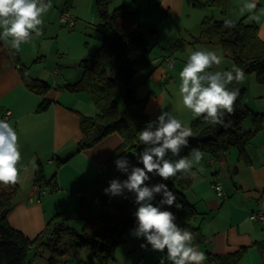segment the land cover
<instances>
[{"label":"crops","instance_id":"1","mask_svg":"<svg viewBox=\"0 0 264 264\" xmlns=\"http://www.w3.org/2000/svg\"><path fill=\"white\" fill-rule=\"evenodd\" d=\"M133 1L135 4L139 1L140 5L137 9H129L137 11L138 22L145 32L150 28H158L160 39L164 37L165 40L162 47L171 51L169 55L172 56L176 49L178 54L180 52L178 49L187 45L186 41L202 44L196 42V38L200 33L202 20L211 13L213 7L210 3L213 0ZM244 2L245 0H229V7H238L240 12ZM61 7L62 10L67 8L65 4ZM230 8L227 9L225 16L219 13V18H225ZM213 9L217 10V13L220 12L218 8ZM257 13H264V0H257ZM245 16L249 18L248 23L257 24L249 14L243 15L241 19ZM43 22L47 26L49 20L46 23L43 17ZM257 25L259 35L264 40V15L261 16V23ZM148 39L150 44L157 43L151 35ZM29 64L30 60L23 56L22 52L15 51L9 44L0 40V120H3L6 111L12 112L8 123L16 130L22 154L18 164L20 172L18 184L22 194L7 218L12 227L34 239L44 230L52 216L63 211L60 204L65 197L76 198L78 207L87 193L93 194L100 168L122 143V137L118 133H113L96 146L77 152L78 143L82 138L81 115L95 114V106L90 96L86 92H71L68 85L79 79L77 76L66 75L64 83L66 81L68 83L58 90H54L50 85L51 89L46 98L51 104L45 111L38 112L37 109L44 98L27 89L19 72L21 66ZM178 64V61H174V67L171 69L175 71L176 79L180 70ZM29 70L34 78L52 81V77L45 70L33 71L31 66ZM166 72L165 66H151L149 70L138 74L139 82L141 81L149 90L146 113L156 119L162 111H170L189 127L194 119L191 111L178 116L176 107L174 105L170 107L167 103V92L173 82L162 87V82L168 81L163 77ZM171 75L169 79L173 78ZM53 82L58 85L61 81ZM249 108L255 113L264 114V101ZM252 128L251 121V125H247L244 130ZM248 153L250 162L240 159L237 149H231L228 155L219 160L202 154V160L192 169L193 184L186 191V197L197 210V215L192 218L191 223L200 227L206 238L205 243L198 246L199 251L205 256L207 252L227 255L247 248V253L239 264H264V254L255 245L264 242V224L250 219L253 212L264 211V124L252 138ZM66 159L65 163L57 165L59 160ZM39 164L42 165L47 178L57 173L59 189L54 191L53 196L47 197V189L48 191L50 189L45 188L46 193L37 201L31 194L35 185V170ZM216 182L223 185L225 198L220 197L215 191L213 185ZM87 209L89 213L94 214L92 206ZM133 209L136 211V206ZM136 251L139 254L137 264H140L142 259L143 264H160L162 254L153 252L150 248L144 250L136 247ZM165 264L170 262L165 259ZM203 264H207V260Z\"/></svg>","mask_w":264,"mask_h":264},{"label":"trees","instance_id":"2","mask_svg":"<svg viewBox=\"0 0 264 264\" xmlns=\"http://www.w3.org/2000/svg\"><path fill=\"white\" fill-rule=\"evenodd\" d=\"M112 1L95 0L100 20L94 24V30L101 38V47L79 63L81 78L68 85L73 93L86 92L97 110L94 115H81L82 138L77 152L96 146L113 133L122 137V143L100 168L96 178L93 195L98 199L102 213L93 216L83 199L78 207L52 216L44 230L36 238L30 239L22 231L12 227L7 218L22 194L20 185L0 184V264H31L33 260L44 257L47 253L48 264H59L67 255V251L61 247L67 236L71 238L70 246L88 247L91 250V260L96 259L98 264H107L115 260L116 246L125 242V232L134 227L133 198L122 202L115 201L105 195L103 189L113 178H126L116 170L114 161L119 156L126 155L133 164L136 163L135 154L143 148L137 139L138 133L148 121L155 119L146 113L148 96L138 98L130 85L138 74L152 66V47L147 35L157 39V30L150 28L148 33L145 32L138 22L137 11L130 10L127 5L111 10ZM210 6L218 8L221 15L225 16L229 0H213ZM225 20L213 15L206 16L201 22L196 42L219 44L225 55L233 61V67L241 68L244 74L256 72L259 81L264 85V40L259 35V26L240 20L235 22L234 28H226ZM29 69L28 66H21L19 72L27 89L44 98L37 109L38 112H43L51 104L46 98L51 86L44 80L34 78ZM119 82L128 86L124 95L123 111L118 101ZM229 88L239 90L234 112L225 115L223 125L194 118L189 124L193 135L189 137V145L181 151L180 156H189L192 149H199L202 154L219 160L228 155L232 148H236L240 159L251 161L248 146L254 135L263 128L264 114L255 113L247 106L244 101L246 88L241 87L240 82L234 81ZM248 118L251 119L253 128L245 131L243 123ZM168 158L179 159L171 155ZM66 161L67 159L59 160L57 165L60 166ZM154 179L155 183L161 182L159 177ZM193 179L194 174H179L166 181L180 207H164L172 210L182 228L194 234L195 244L199 246L205 243L206 238L201 228L191 223L197 210L186 197V191L191 188ZM34 184L49 188L51 192L59 189L57 173L47 178L40 164L35 170ZM156 199L158 201L160 196ZM6 209L7 216L2 217V212ZM73 221L82 222L80 231L71 225ZM255 245L264 254V242ZM33 250L35 257L30 261L29 255ZM247 250L241 248L227 255L207 252V264H239Z\"/></svg>","mask_w":264,"mask_h":264},{"label":"clouds","instance_id":"3","mask_svg":"<svg viewBox=\"0 0 264 264\" xmlns=\"http://www.w3.org/2000/svg\"><path fill=\"white\" fill-rule=\"evenodd\" d=\"M51 6V0H0V40L19 52L33 34L42 35L40 26ZM240 13L249 14L257 24L264 15L257 13V0H245ZM224 26L234 28L236 25L232 20H225ZM222 60L215 51H193L179 73V95L194 118L223 125L225 115L234 112L239 95V90H232L229 85L242 81L244 71L236 66L228 71H212ZM192 135L191 128L172 112L162 111L139 131L137 139L143 148L135 154L136 163L126 155L115 159L116 170L126 178H113L103 189L110 198L128 199L127 194H132L136 211L130 235L144 241L141 249L150 248L162 254L160 264H165V259L170 264H203L206 260L195 244L194 234L182 228L176 222V215L164 207H180L166 181L179 174L193 175L194 165L202 160L199 149H192L189 156H180ZM169 155L179 159H169ZM21 159L16 130L6 120H0V184L15 186L18 183ZM153 177H159L161 182L151 184ZM157 196H160L158 201Z\"/></svg>","mask_w":264,"mask_h":264},{"label":"rangeland","instance_id":"4","mask_svg":"<svg viewBox=\"0 0 264 264\" xmlns=\"http://www.w3.org/2000/svg\"><path fill=\"white\" fill-rule=\"evenodd\" d=\"M63 4H65L67 7L65 10L68 11L75 20V25L73 27H69L61 22V15L63 11L61 6ZM123 4L127 5L130 9H137L140 5L139 1L137 4H135L133 0H113L110 8L112 10ZM51 5L52 6L50 10L44 16L46 23L49 20L48 25H44L43 22V24L40 26L42 29V35L37 37L33 34L32 38L27 43H23L21 45L20 52H22L23 56L30 60L28 67L31 66L33 71L45 70V72L52 77V81L49 80L47 82H49V85H52L54 90H58L59 87H62V85L64 86V84L68 83V81L64 83V76H77L78 79H80L82 72L79 63L86 57L94 54L101 47V38L93 27V24L98 23L100 18L95 6V0H51ZM238 11V7L235 8V6H231L228 15L224 19L232 20L234 23L239 22L243 15H241V13ZM219 13V11L217 13V10L212 8L210 15L217 14L215 17L219 18L221 15V13L220 15ZM248 19L247 16H245L241 20H244L246 23H248ZM155 29L158 32L156 34L157 43L153 44L154 42H151V45L153 44V49L151 52L153 58L152 67H166L163 59L166 56H171L168 54L171 51L163 49L162 43L165 41L164 37L163 39H160V32L157 27H155ZM146 32L148 33L147 30ZM147 36H149V34ZM182 38L184 39L186 37ZM186 43L187 45L178 49L180 50L178 54L176 49L174 54L172 53L171 56L172 59L174 58L173 63L174 61H178V65H180L179 73L185 66L190 54L195 50H211L223 57L221 65L214 67L212 71H224L233 67V61L225 55L224 49L217 43L195 44L192 43V41H186L185 44ZM167 72L169 75L172 74L171 77L173 78L169 79V77L163 76L168 81L162 82V87H166L171 82H173V84H170L169 92H167V103H169L170 107L173 105L176 107L175 111L179 116L180 114H184L190 110L183 106L182 98L179 95V74H177L178 79H176L174 70L171 71L167 69ZM139 76L140 75L133 79L130 86L135 90L136 96L138 98H142L147 96L149 90L143 86L141 81L139 82ZM53 81H57L58 83L60 81L61 82L58 85H55ZM240 85L241 87L246 88L244 101L248 107H255L256 104H262L264 101V85L259 81L256 72L245 73L244 79L240 81ZM127 89V85L121 82L118 83V101L121 111L125 109L124 95ZM95 113H97L96 109ZM247 125H251L250 118L244 121L243 128H245ZM232 149L236 150L235 148ZM150 183L154 184V177ZM49 192L50 191L47 189V197L53 196L55 194V192ZM127 195L128 199L133 197L130 193ZM111 199L120 202L126 200L123 197H115ZM57 200H59V198H57ZM85 201L87 202L88 207H93V216H98L102 213L101 206L98 203L96 196L87 193L85 195ZM77 204L78 200L76 198L65 197L63 202L60 204V209L68 210L76 208ZM166 209L172 211L169 208ZM71 225L79 231L82 229L81 221H73L71 222ZM124 239V243L116 246L115 260L107 264H137L139 254H137L138 251H136V247H140V244L144 241H140L141 239H134V237L130 235V229L125 232ZM70 240V236H67L64 239L61 247L67 251V255L59 264H98L96 259H90L89 256L91 254V250L88 247L77 248L75 246H70ZM47 254H45L44 257H38L36 260L32 261V259L35 257V251L33 250L29 255V259L32 261L31 264H48L46 258ZM144 258L146 259L145 256Z\"/></svg>","mask_w":264,"mask_h":264},{"label":"built area","instance_id":"5","mask_svg":"<svg viewBox=\"0 0 264 264\" xmlns=\"http://www.w3.org/2000/svg\"><path fill=\"white\" fill-rule=\"evenodd\" d=\"M61 22L66 24L69 27H73L75 25V20H74L73 16L66 10L62 11ZM164 64L166 65L167 69L171 70L174 67L172 57L166 56L164 59ZM165 76L169 77V73L166 72ZM11 116H12V112L10 110H8L5 112V114L3 116V120H6L8 122V120L11 118ZM213 187L220 197H222V198L226 197L224 190H223V185L220 182H216L213 185ZM45 193H46L45 187H42L38 184H35L33 186V191H32L31 197L37 201H40L41 200L40 197H42ZM250 219L254 220V221H260L264 224V211L253 212L250 215ZM143 263H144V259H142L140 261V264H143Z\"/></svg>","mask_w":264,"mask_h":264},{"label":"water","instance_id":"6","mask_svg":"<svg viewBox=\"0 0 264 264\" xmlns=\"http://www.w3.org/2000/svg\"><path fill=\"white\" fill-rule=\"evenodd\" d=\"M7 213H8V210H7V209L4 210V211L2 212V217H6V216H7Z\"/></svg>","mask_w":264,"mask_h":264}]
</instances>
